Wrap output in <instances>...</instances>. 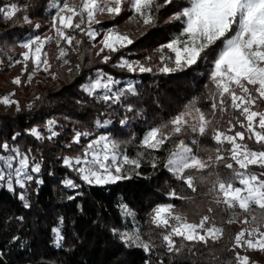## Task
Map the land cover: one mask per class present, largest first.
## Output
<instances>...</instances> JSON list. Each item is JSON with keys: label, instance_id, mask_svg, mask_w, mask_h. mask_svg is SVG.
<instances>
[{"label": "trees", "instance_id": "obj_1", "mask_svg": "<svg viewBox=\"0 0 264 264\" xmlns=\"http://www.w3.org/2000/svg\"><path fill=\"white\" fill-rule=\"evenodd\" d=\"M159 2L163 4V0ZM12 3L20 9L14 17L5 18L0 13V97L11 95L13 100L19 102V111L15 104H0V144L6 142L10 148L29 153L30 157L41 163V172L34 174L35 179L24 189L14 185L13 191L0 182V264H161V261L163 264H235L234 252L237 250L241 255H249L252 264H264V252L232 248L235 234L244 225L227 223L229 218H234V214L239 220L245 215H258V208L253 206L251 213H243L238 208L228 210L222 204L217 206L207 192L208 185L197 181L196 191L193 192L165 166L173 142L179 139H184L193 152L204 159L209 155L215 156L216 147L222 149V155H227L224 151L229 148L227 142L217 145L210 134L199 136L187 132L173 137L159 150L140 147L150 127L169 121L184 111L186 105L194 103L195 107L208 114V118L221 131L229 129V121H232L236 127L229 134L245 131L243 143L253 150H262V145L249 139L246 129L236 123L239 113L228 106L230 101H225L226 111L219 107L211 108L213 100L210 96L214 86L209 80L210 64L201 61L183 71L168 74L155 70L159 60L154 50L167 43L181 28L179 21H167L175 12L187 6V0H172L171 4L156 13V23L149 26L130 21L134 13L126 0L119 16H98L101 23L94 27L101 35L96 40L75 33L82 43L79 52L69 53L70 65H63L57 58L59 50L52 27L55 13L50 7L52 0H0V6ZM25 17L31 22H26ZM37 24L39 28H36ZM112 27L130 32L135 42L121 52L112 54V59L105 64L102 56L109 53L106 51L100 56L96 53L104 31ZM37 35L53 37L43 49L52 66L48 72L37 71L31 60L27 61L25 70V62L20 59L22 44ZM120 56L142 62L145 57L152 56L150 65L154 70L152 73H129L114 67ZM77 64L80 65L79 70L75 67ZM69 67H72V72L68 71ZM97 69L121 81L117 87H126L128 82H135L137 94L124 99V105L131 104L132 111L120 104L109 106L82 90L81 85L94 77ZM17 76L20 77V84L14 83ZM255 110H264V103L258 101ZM49 119L58 121L55 130L60 134L57 137L37 140L29 134V129L39 127L47 136L49 133L45 124ZM97 119L110 123L96 127ZM78 131L90 132L91 136L82 137L79 144L74 143L73 136ZM102 134L119 142L121 151L131 157L138 152L145 153L139 169L132 170V166H125L131 179L103 186L88 185L63 164L64 157L81 154L90 140ZM0 154L7 153L0 149ZM153 157L157 159L155 168L150 163ZM214 171L223 177L229 170L217 165ZM251 171L259 175L264 169L251 166ZM137 172L140 175H136ZM65 178L73 179L80 187H66L62 183ZM39 180L43 182L38 183ZM172 191L176 192L175 197L170 195ZM21 193L25 200L21 199ZM25 203L30 207H25ZM121 203L132 209L134 220L123 215L119 207ZM167 203L173 204L176 212L186 214L191 222H198L203 215H209L217 226H223V237L219 241L209 240L207 244L177 238L178 246L184 244L182 254L166 252L159 236L162 229L149 221L153 208ZM209 208L213 211L209 212ZM60 218H63L64 240L58 247L51 229ZM136 222H139L144 238L151 239L156 245L151 252L126 246L112 232L113 228H131Z\"/></svg>", "mask_w": 264, "mask_h": 264}, {"label": "snow or ice", "instance_id": "obj_2", "mask_svg": "<svg viewBox=\"0 0 264 264\" xmlns=\"http://www.w3.org/2000/svg\"><path fill=\"white\" fill-rule=\"evenodd\" d=\"M125 2L126 0H52L50 7L55 10L52 27L55 29V42L59 50L57 58L62 64L70 65L69 53L79 52L82 41L76 38L75 33H82L89 40H96L101 35L94 27L101 23L98 16H119L124 10ZM128 2L134 13L129 18L130 21L149 26L156 23V13L165 5L171 4L172 0H163V4L159 0ZM19 10L15 3L0 6V13L9 19ZM25 21L31 22L27 17ZM175 21L181 23L180 31L154 50L159 60L155 70L168 74L183 71L201 61L210 64L209 80L214 86V92L210 96L213 100L211 108L214 110L219 107L226 111L225 101H230L228 106L239 113L236 123L246 129L249 139L262 145V150H253L243 143L245 131L229 134L236 127L232 121H229V129L221 131L213 120L208 118V114L195 107L194 103L186 105L184 111L169 121L150 127L145 132L140 147L145 150H159L173 137L187 132L199 136L210 134L217 145L227 142L229 148L224 150L227 155H222V149L216 147L215 156L209 155L204 159L195 154L184 139H179L173 142L165 166L193 192L196 191L197 181L208 185L207 192L212 195L217 206L222 204L228 210L238 208L243 213H251L253 206L258 208V215H245L239 220L234 214V218H229L227 223L244 225L233 238V249L246 248L264 252V172L258 175L251 171V166L264 169V110H255L258 101L264 103V0H187V6L175 12L167 22ZM39 27L37 24L36 28ZM52 39L50 36L42 38L37 35L22 45L26 49L22 53L25 70L30 59L36 69L41 65L45 72L51 69L43 49ZM134 42L130 32H122L116 27L109 28L103 33L96 55L100 56L107 51L109 54L102 56V62L107 64L112 59V54L121 52ZM152 59V56H147L142 62L120 56L113 66L129 73H152ZM75 67L79 70L80 65ZM72 70V67L68 68L69 72ZM14 83H21L19 76L15 78ZM120 83L121 81L102 69H97L95 76L90 77L81 88L89 96L109 106L120 104L132 111V105H124V99L137 94L135 82H128L126 87H117ZM0 104H15L19 111V102L13 100L11 95L0 97ZM212 115L214 116V112ZM109 123L108 120L97 119L95 125L103 127ZM57 126V120L49 119L45 124L49 133L47 136L39 127L28 131L37 140H52L60 134L55 130ZM88 136H91L90 132H75L73 142L79 144L82 137ZM0 149L7 153L0 154V182L5 183L8 189L14 191V185H19L21 189L26 188L28 183L35 179L34 174L41 172V163L30 157L29 153L10 148L6 142L0 144ZM144 155V152H138L135 157H131L121 151L120 143L111 136L99 135L83 147L81 154L64 157L63 164L76 172L88 185L103 186L131 179V174L125 166H132V170L139 169ZM150 163L155 168L157 159L153 157ZM217 165H223L229 170L228 173L222 177L219 172L214 171ZM136 175L140 173L137 172ZM62 183L72 189L80 187L70 178H65ZM170 195L175 197L176 192L172 191ZM21 199H26L23 193ZM25 207H30V204L25 203ZM119 207L125 217H132L134 220L135 213L128 205L121 203ZM208 211L212 212L213 209L209 208ZM149 222L162 229L159 234L161 243L166 252L172 255L183 252L184 244L178 246L177 238L181 241L207 244L209 240L219 241L224 235L223 226H217L209 215H203L198 222H191L186 214L176 212L175 206L170 203L159 204L153 208ZM62 224L63 218H60L51 229L54 233V243L58 247L64 240ZM112 232L128 247L140 248L145 252H151L156 247L151 239L144 238L139 222L124 230L113 228ZM234 259L235 264H252L250 256L241 255L238 250L234 252Z\"/></svg>", "mask_w": 264, "mask_h": 264}, {"label": "rangeland", "instance_id": "obj_3", "mask_svg": "<svg viewBox=\"0 0 264 264\" xmlns=\"http://www.w3.org/2000/svg\"><path fill=\"white\" fill-rule=\"evenodd\" d=\"M24 44V43H23ZM22 44V45H23ZM24 51H26V49H24L23 47H22V51H21V54H20V59H21V61H23L24 62V57H23V55H22V53L24 52ZM31 60V59H30ZM32 61V60H31ZM33 62V61H32ZM34 63V62H33ZM37 71H44L43 70V65H41V67L39 68V69H37ZM102 135H105V134H102Z\"/></svg>", "mask_w": 264, "mask_h": 264}]
</instances>
